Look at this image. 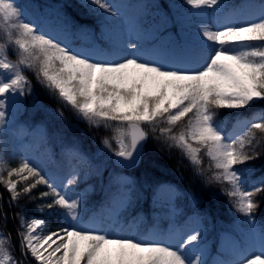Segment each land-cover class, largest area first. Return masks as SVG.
<instances>
[{"label": "snow or ice", "instance_id": "snow-or-ice-1", "mask_svg": "<svg viewBox=\"0 0 264 264\" xmlns=\"http://www.w3.org/2000/svg\"><path fill=\"white\" fill-rule=\"evenodd\" d=\"M184 4L190 7L180 13L177 22L184 25L189 18H197L191 20L198 25L194 49L175 42V55L165 59L146 51L135 26L120 34L112 51L94 53L73 47L55 29L49 31L28 18L17 0H0V184L9 193V208L17 206L23 196L30 200L51 197V202L37 207L62 217L68 225L44 235L45 220L28 217L21 206L13 216L19 219L18 259L12 252V234L5 231L8 214L0 204V219L4 220L0 264H24L29 254L37 264H264V224L257 227L254 216L260 206L254 198L264 194V175L252 179L251 169L237 167L260 155L256 149L264 144V108L236 118L231 130L217 119L219 109L243 110L264 101V0L231 12L222 21L215 17L227 7L223 0H184ZM88 5L114 25L122 16L121 6L108 0H88ZM251 8L258 10L248 11ZM205 10H211V23L199 19ZM62 22L67 28L66 17ZM9 48L17 56L15 61L8 56ZM26 69L75 116L91 126L112 130L113 136L102 142L121 167L139 162L149 136L145 126L168 148L179 149L201 176L203 152L210 161L206 183L225 185L222 194L248 225L239 239L231 241L226 258L209 259L203 242L208 217L200 212L194 215L191 229L174 235L137 238L119 227L120 211L131 203L133 194L134 182L129 177L114 178L119 195L112 201L111 223L105 226L96 214L86 217L84 194L72 186L87 174L79 165L88 166L90 161L75 143L64 150L70 165L73 160L79 162L71 165L66 183H57L30 156L10 166L15 152L8 151L9 102L31 94ZM56 112L63 117L61 109ZM178 125L183 126L177 131ZM17 134H28V130L21 128ZM33 134L42 141L46 136L43 128ZM38 185L48 191L32 197ZM159 191L170 198L176 195L171 185ZM186 195L199 206L193 194ZM257 244L259 254L253 255Z\"/></svg>", "mask_w": 264, "mask_h": 264}, {"label": "trees", "instance_id": "trees-1", "mask_svg": "<svg viewBox=\"0 0 264 264\" xmlns=\"http://www.w3.org/2000/svg\"><path fill=\"white\" fill-rule=\"evenodd\" d=\"M34 17L40 15L55 19L63 25V18H67L68 27L66 29L71 35V42L75 44L91 45L80 38L76 31L91 32L93 37L100 30L99 16L91 8L87 7L80 0H17ZM144 5L152 10H158L162 14L170 17V25L164 27L165 30L176 32V18L172 15L170 0H143ZM243 0H223L229 7L237 6ZM261 1V0H257ZM82 29V30H81ZM100 46H105L104 41L98 40ZM258 45L259 42H252ZM8 56L15 61L16 54L9 48ZM24 74L31 81V94L22 97L23 111L20 112L18 120L27 129L34 127L43 128L46 136L42 141L45 153L49 156L40 161L45 172L53 177L64 178L71 171V165H79L78 161H71L64 155L66 147L77 144L80 150L88 157L90 165H79L85 170L86 175L79 177V182L72 186V190L84 194L83 213L86 217L99 212L100 219L105 225V216L110 213L112 201L119 195V186L114 178L119 175L129 177L134 182L131 203L120 211L119 227L126 232H132L136 237L147 235L151 230L164 232L170 223L177 225L186 224L194 217L196 212L206 214L208 222L203 225V242L208 243L210 256L219 253V244L224 236L239 237L237 224H245L243 215L235 211L229 203V198L223 195L221 188L225 185L215 182L206 183L209 175L207 165L208 158L201 152L202 165L205 169L204 175H197L193 166L176 148H168L163 141H158L151 133L148 126L149 136L144 143L141 162L133 169L126 170L118 168L113 164L114 156L105 147L103 139L111 138L113 132L103 125L91 126L85 120L73 114L70 107L64 106L62 102L53 97L48 89L37 82L35 74L31 70H25ZM61 109L63 117L56 112ZM264 108V101H259L251 107L243 110L219 109L217 119L225 121L227 130L231 129L236 122V118L248 116L254 111ZM114 123V122H113ZM186 123V120L185 122ZM178 125L175 130H179ZM260 134L257 133V138ZM115 147V141H112ZM259 157L246 162L244 166L252 170V179L264 175V144L257 147ZM21 160L10 159V166H17ZM6 176V172L4 173ZM68 177V176H67ZM15 178V177H14ZM171 185L176 189V195L170 201H158L157 191L160 186ZM24 185L21 184L20 187ZM48 191L45 185H38L31 193L32 197H39L40 192ZM191 193L199 201V206L186 194ZM260 206L254 213L257 227L264 224V194H258L255 198ZM9 193L0 184V204H3L4 211L8 214L6 232L12 234V252L20 259V237L17 235L19 219H13L15 213L21 211L28 217L37 216L46 222V231H56L58 228L67 227V223L62 217L49 214L48 210L40 211L37 207L41 203L51 202V197L45 200H30L28 196H23L18 205L8 207ZM4 225V220L0 219V226ZM165 227V228H164ZM24 264H37L31 255L24 260Z\"/></svg>", "mask_w": 264, "mask_h": 264}, {"label": "rangeland", "instance_id": "rangeland-1", "mask_svg": "<svg viewBox=\"0 0 264 264\" xmlns=\"http://www.w3.org/2000/svg\"><path fill=\"white\" fill-rule=\"evenodd\" d=\"M82 1L87 7L91 8L88 5V0H80ZM18 2V1H17ZM109 3L114 5L121 6L120 12L122 14L121 18L118 19L117 24H113L111 21H106L104 16L100 14L99 10L95 11L96 14L99 16L100 27L99 31L96 35V40L93 38L91 32H83L79 31L77 33L82 39L87 41H92L94 43L99 40H102L106 43L103 47H99V44L96 43L95 46H85L82 45H72L75 48H81L84 50H90L94 53H104L113 50V44L116 40L120 38V34L126 32L130 26H135L141 33V36L145 42V49L151 55H158L165 59L172 58L174 53V44L175 42H179L180 44H187L190 48L194 49L195 44V28L198 25H194L191 23L192 19H197L196 17L189 18L184 25H181L177 22V18L181 12L184 11L185 8H189L184 4V0H170V5L172 7V15L176 18V32L171 30H165L164 27L170 25V17L166 14H162L158 10H152L146 7L143 0H108ZM261 1L257 0H243L240 4L234 7L227 8L221 13H218L215 17L218 21H222L223 18L231 13L240 11L246 5H256L258 6ZM24 7V6H23ZM25 13L28 18L33 19L36 23L40 24L42 27H46L49 31L55 29L56 33L63 38L67 39L70 42L69 34L63 29V27L52 19L45 15H40L39 17L32 16L27 9L24 7ZM257 8L248 9L250 12L257 11ZM206 14L199 17L204 23H211L213 20V16L211 15V10H205ZM167 19V23H163V18ZM96 41V42H95ZM23 102L22 97H17L14 101L9 102V112L11 113L9 120L10 125L8 128V151L15 152V156L12 157L13 159H24L25 156H30L33 159L38 160L39 162L44 160V158L49 156V152L46 151L42 141L40 140V136L38 134H33V129H27L25 125L19 122L18 116L20 112L23 110ZM21 128H25L28 130V134L18 135L17 133L20 131ZM232 129V128H231ZM229 129V130H231ZM68 178L64 180H58L57 183L63 181L67 182ZM157 198L159 201H169L172 197H169V194L166 192H157ZM193 218L189 219L186 224L181 227H175V223H170L166 226L164 231L166 233L156 232L154 229L149 232V234L145 237L150 235H163L167 236L169 234H175L178 230L186 231L191 229L194 225L192 222ZM244 220V218H243ZM111 223V221H110ZM237 229L239 231V237L234 238L231 236H224L221 238L219 244V253L213 255L212 257H216L217 255L220 258H226L227 256V249L232 240L239 239L241 233L246 232L248 225L238 223ZM165 228V227H164ZM143 238V237H142ZM206 243V242H204ZM208 246V243H206ZM209 250V246H208ZM210 253V251H209ZM253 255L259 254V245H255L252 249ZM251 258V256L249 257Z\"/></svg>", "mask_w": 264, "mask_h": 264}, {"label": "water", "instance_id": "water-1", "mask_svg": "<svg viewBox=\"0 0 264 264\" xmlns=\"http://www.w3.org/2000/svg\"><path fill=\"white\" fill-rule=\"evenodd\" d=\"M141 156H142V155H141ZM140 160H141V157H140V159H139V162H140ZM115 161H116V159H115ZM115 161H114L115 165L120 166V165H118ZM139 162H138L136 165H134V166H132V167H128V168H133V167L137 166V165L139 164ZM120 167H121V166H120ZM124 168H125V167H124Z\"/></svg>", "mask_w": 264, "mask_h": 264}]
</instances>
